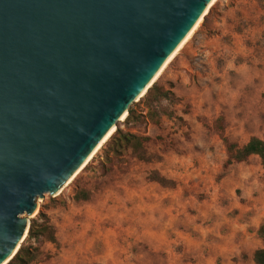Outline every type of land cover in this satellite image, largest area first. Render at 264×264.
Here are the masks:
<instances>
[{
  "label": "rangeland",
  "instance_id": "374dc122",
  "mask_svg": "<svg viewBox=\"0 0 264 264\" xmlns=\"http://www.w3.org/2000/svg\"><path fill=\"white\" fill-rule=\"evenodd\" d=\"M220 2L154 82L173 84L180 102L172 111L183 122H117L116 128L148 138L151 162L126 155L106 164L104 144L63 192L37 198L35 213L23 218L41 224V213L55 243H27L39 248L35 264H252V238L244 248L225 247L237 218L232 204L245 199L222 179L261 170L260 161H229L223 140L238 147L252 137L264 141V12L256 25L247 16L238 21L232 38L227 22H218ZM153 173L174 187L151 181ZM82 192L88 200H75ZM175 192L180 200L172 207ZM169 207L176 222L166 228ZM160 234L170 248L154 242L152 235Z\"/></svg>",
  "mask_w": 264,
  "mask_h": 264
},
{
  "label": "water",
  "instance_id": "95a60500",
  "mask_svg": "<svg viewBox=\"0 0 264 264\" xmlns=\"http://www.w3.org/2000/svg\"><path fill=\"white\" fill-rule=\"evenodd\" d=\"M210 1L0 0V264Z\"/></svg>",
  "mask_w": 264,
  "mask_h": 264
},
{
  "label": "trees",
  "instance_id": "16d2710c",
  "mask_svg": "<svg viewBox=\"0 0 264 264\" xmlns=\"http://www.w3.org/2000/svg\"><path fill=\"white\" fill-rule=\"evenodd\" d=\"M173 89L174 87L171 83H154L137 103L132 104L128 108L127 116L123 121L124 126L129 127L139 123H150L154 126H159L164 117L182 123V118H176L175 113L172 111V108L176 107L180 102ZM222 130H219L221 134L223 133ZM147 141L148 138L146 137L117 127L115 132L105 142L103 149L104 162L111 164L113 160L123 161L126 155H130L140 162L149 163L153 159L146 150L145 144ZM223 141L227 145L226 150L229 154V161L241 163L251 157H257L261 168L264 169V141L252 137L242 147L228 144L225 140ZM149 179L164 187H174L172 182L166 181L154 173L149 176ZM88 198L89 194L86 192L75 195V200L77 201H87ZM38 218L43 219V223L37 224L35 220L30 221L24 243L7 264H35L39 256V248L27 244L32 240L34 242L48 241L55 243L53 230L48 225L46 218L41 213ZM252 260L254 264H264V250L255 251Z\"/></svg>",
  "mask_w": 264,
  "mask_h": 264
},
{
  "label": "crops",
  "instance_id": "0c3cea01",
  "mask_svg": "<svg viewBox=\"0 0 264 264\" xmlns=\"http://www.w3.org/2000/svg\"><path fill=\"white\" fill-rule=\"evenodd\" d=\"M219 6L221 7L220 8L221 12L219 10V13H221V16L218 17V20H219L218 22L220 23V20L222 24L227 22L228 27L230 26V28L232 29V34H231L232 38L238 35V31H239L238 21L240 22L241 20L244 19L245 16H247V17H251L252 19L250 21H253L254 24L256 25L259 22L258 21L259 13L264 12V0H231L229 1V3H228V0H224V2H220ZM227 14H229L231 18H227ZM224 15L226 16V18H224ZM244 174H247V173H244ZM238 178L239 176L236 178H229V177L226 178L225 177L222 180H225L227 182L229 181L233 185H236V183H238ZM261 191H264V189H261ZM177 194L178 193L175 192L171 194L170 196L172 199L170 202L172 207L174 205L176 206V204L180 200V195L179 194L177 195ZM172 207H169L168 211L166 212L167 217H168V221L165 224L166 228L172 227V225H174V223L176 222L174 216L171 215ZM232 207L238 210L237 218L232 223V227H233L232 233L229 235V237H227V243L225 247L244 248L246 241L252 238L254 240V245L252 246L253 249L251 250V253L249 255L250 257L249 260L251 261L252 264H254L252 260L254 252L257 250H264V220H261L260 218L261 209L258 206L256 200H251V201L244 200L242 203L241 202L238 203L235 200L234 206L232 204ZM249 208H252L255 210L256 219L252 220V224L258 225V227H251V226H248V224L246 223L254 215L253 212H250L248 210ZM246 215L248 217H245ZM207 217L212 218L211 215H207ZM244 219H247V221ZM213 220H217V219L213 218ZM159 223L160 221L158 220V224ZM248 228L252 231L251 234L246 233V230ZM152 236L155 239L154 240L155 243L159 242V247L170 248V244L164 241L165 239L163 238L164 237L163 234L152 235ZM239 238L242 241L241 244L240 243L238 244ZM243 242L245 243L243 244Z\"/></svg>",
  "mask_w": 264,
  "mask_h": 264
},
{
  "label": "clouds",
  "instance_id": "9594fccd",
  "mask_svg": "<svg viewBox=\"0 0 264 264\" xmlns=\"http://www.w3.org/2000/svg\"><path fill=\"white\" fill-rule=\"evenodd\" d=\"M258 117V113H256ZM255 122V121H254ZM194 147L201 148L203 147L202 143H197ZM212 149H209V153ZM236 188H239L241 191V197L245 200H256L258 206L261 209L260 218L264 220V169L253 172L251 170L248 171L247 174H242L238 178V183H236L233 188V193H235ZM239 199V198H238ZM250 212H253V217L250 218L246 223L251 227H258V225H253L252 220L256 219L255 210L252 208L248 209ZM215 214V213H214Z\"/></svg>",
  "mask_w": 264,
  "mask_h": 264
},
{
  "label": "bare ground",
  "instance_id": "6f19581e",
  "mask_svg": "<svg viewBox=\"0 0 264 264\" xmlns=\"http://www.w3.org/2000/svg\"><path fill=\"white\" fill-rule=\"evenodd\" d=\"M217 0H211L207 7L205 8L203 14L198 19V21L195 23L193 28L189 31V33L185 36V38L181 41V43L177 46V48L171 53V55L166 59V61L163 63L161 68L158 70L156 75L151 80V84L154 83L159 76L163 73V71L167 68V66L171 63V61L175 58V56L178 54V52L182 49V47L188 42V40L191 38V36L194 34V32L198 29L200 24L203 22L204 18L209 13L211 7L214 5V3ZM139 100V99H138ZM125 116L120 118V121L124 120ZM114 133V128H112L109 133L103 138V140L99 143V145L95 148V150L91 153V156L89 159H87L86 162H84L77 170L76 172L71 176V178L61 187V189L57 192V194H60L63 192V190L71 183V181L79 175V173L84 169V167L90 162V160L97 154V152L100 150V148L105 144V142L110 138V136ZM35 213V212H34ZM33 213V214H34Z\"/></svg>",
  "mask_w": 264,
  "mask_h": 264
}]
</instances>
